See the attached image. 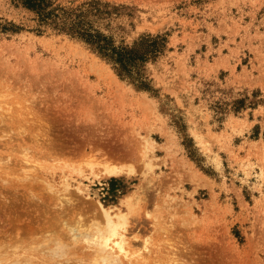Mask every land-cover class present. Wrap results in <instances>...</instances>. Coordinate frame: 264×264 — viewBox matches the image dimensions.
<instances>
[{
    "label": "rangeland",
    "instance_id": "rangeland-1",
    "mask_svg": "<svg viewBox=\"0 0 264 264\" xmlns=\"http://www.w3.org/2000/svg\"><path fill=\"white\" fill-rule=\"evenodd\" d=\"M98 1L104 13L91 20L116 45L165 37L144 65L147 89L82 40L37 32L30 13L0 0V22L21 28L0 32V87L39 109L59 157L77 165L106 154L133 170L108 178L68 170V219L78 212L101 223L98 203L115 213L145 180L214 223L198 231L215 237L189 255L198 264H227L233 247L263 252L264 0Z\"/></svg>",
    "mask_w": 264,
    "mask_h": 264
},
{
    "label": "bare ground",
    "instance_id": "bare-ground-1",
    "mask_svg": "<svg viewBox=\"0 0 264 264\" xmlns=\"http://www.w3.org/2000/svg\"><path fill=\"white\" fill-rule=\"evenodd\" d=\"M40 116L39 109L0 87V264H198L189 256L194 248L214 245V236L198 232L215 226L197 216L196 204L145 180L119 200L115 213L98 203L101 223L85 222L78 212L68 219V170L95 178L133 170L106 154L77 165L59 157ZM255 247H233L224 258L227 264H264V251Z\"/></svg>",
    "mask_w": 264,
    "mask_h": 264
},
{
    "label": "trees",
    "instance_id": "trees-1",
    "mask_svg": "<svg viewBox=\"0 0 264 264\" xmlns=\"http://www.w3.org/2000/svg\"><path fill=\"white\" fill-rule=\"evenodd\" d=\"M17 8L31 14L37 32L50 29L82 40L122 75L146 88L144 65L154 61L165 48L163 36L143 35L131 45H116L112 38L96 27L91 18L104 13L105 4L88 0L78 5H64L57 0H9ZM21 28L12 22H0V32H17Z\"/></svg>",
    "mask_w": 264,
    "mask_h": 264
}]
</instances>
